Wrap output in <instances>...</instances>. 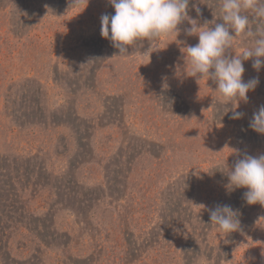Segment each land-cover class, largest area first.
<instances>
[{
    "label": "rangeland",
    "instance_id": "obj_1",
    "mask_svg": "<svg viewBox=\"0 0 264 264\" xmlns=\"http://www.w3.org/2000/svg\"><path fill=\"white\" fill-rule=\"evenodd\" d=\"M49 1L0 0V264H264V205L226 187L238 159L264 154L249 127L264 67L243 62L259 84L233 120L217 84L189 76L188 21L117 56L101 35L109 0ZM188 15L223 23L220 0H191ZM217 204L240 230L211 224Z\"/></svg>",
    "mask_w": 264,
    "mask_h": 264
},
{
    "label": "clouds",
    "instance_id": "obj_2",
    "mask_svg": "<svg viewBox=\"0 0 264 264\" xmlns=\"http://www.w3.org/2000/svg\"><path fill=\"white\" fill-rule=\"evenodd\" d=\"M109 3L114 7L115 14L101 15V35L119 50L117 56L129 55V46L144 40L151 45L144 53L148 54L152 52L153 42L172 34L178 35L181 31L178 26L188 21L190 27H185L183 31L188 36H198V43L181 49L186 67L190 65L191 74L187 75H199L200 80L211 79L217 84L216 91L220 93L223 104H232L230 119L238 120L245 115L236 109L240 101H248L247 94L255 90L259 78L245 81L243 62L254 58L252 67L257 72L264 67V59H261L264 58V0H220L223 23L212 21V27L209 22L198 26L197 21L188 15L191 0H109ZM192 7L200 13L195 4ZM241 35L252 38L254 46L230 55L228 50L234 48L233 40ZM227 111L225 109V113ZM249 127L264 135V105L253 113ZM228 181L226 187L229 190L247 189L243 193L247 204L264 205V154L257 157L244 154L228 172ZM208 211L211 224L218 226L222 232L229 234L240 230L238 210L230 205L217 204Z\"/></svg>",
    "mask_w": 264,
    "mask_h": 264
},
{
    "label": "trees",
    "instance_id": "obj_3",
    "mask_svg": "<svg viewBox=\"0 0 264 264\" xmlns=\"http://www.w3.org/2000/svg\"><path fill=\"white\" fill-rule=\"evenodd\" d=\"M50 5L54 8L57 12H61L63 11V9H67L71 6H73L74 4H76V2H78V0H56L54 2V0H50ZM45 230V229H44ZM187 258V257H186Z\"/></svg>",
    "mask_w": 264,
    "mask_h": 264
}]
</instances>
